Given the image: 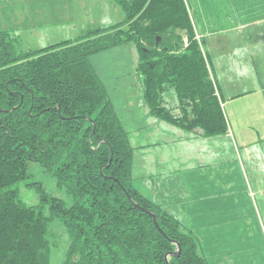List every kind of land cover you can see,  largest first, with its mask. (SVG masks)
Returning a JSON list of instances; mask_svg holds the SVG:
<instances>
[{"label": "trees", "instance_id": "trees-1", "mask_svg": "<svg viewBox=\"0 0 264 264\" xmlns=\"http://www.w3.org/2000/svg\"><path fill=\"white\" fill-rule=\"evenodd\" d=\"M115 1L124 21L74 44L25 54L0 32V264H48L47 228L54 218L71 238L63 264H167L173 242L181 254L168 264H207L192 236L133 189V150L88 58L138 46L137 71L151 113L206 137L226 132L213 84L183 0ZM164 89L186 108L181 117L161 108ZM29 163L52 175L72 198L70 207L39 188L40 206L21 202L11 187L26 178ZM128 196L156 215L157 226Z\"/></svg>", "mask_w": 264, "mask_h": 264}, {"label": "crops", "instance_id": "crops-1", "mask_svg": "<svg viewBox=\"0 0 264 264\" xmlns=\"http://www.w3.org/2000/svg\"><path fill=\"white\" fill-rule=\"evenodd\" d=\"M43 2L46 8L39 9L35 0H0V32L8 33L14 46L32 37L55 42L61 31L37 38L25 29L54 27L72 8L104 11L93 21L97 28L123 19L113 0ZM191 2L193 29L227 132L212 137L188 132L153 118L146 108L145 125L134 131L130 143L132 184L191 232L196 253L208 264H257L259 243L264 246L257 219H264V0ZM249 220H255L253 228Z\"/></svg>", "mask_w": 264, "mask_h": 264}, {"label": "rangeland", "instance_id": "rangeland-1", "mask_svg": "<svg viewBox=\"0 0 264 264\" xmlns=\"http://www.w3.org/2000/svg\"><path fill=\"white\" fill-rule=\"evenodd\" d=\"M185 4L190 14L191 0H185ZM43 6V0H35L36 8H46V6ZM103 12L72 8L71 12L65 14V20L54 27L45 28L44 25H40L35 29H25L33 34H38L37 38H41V34L44 35L48 32H56L57 35H61V31V38H55V42L47 44L45 42L42 43L43 40L32 37L27 39V41H23L19 47L21 50H35L53 46L63 41H72L85 35L87 31L97 28L93 21H95L94 19L97 16L103 15ZM240 17L242 18V14H240ZM40 18L44 19L45 14L41 13ZM27 21L31 24L30 15L27 16ZM135 59L134 50L130 47H119L89 57L90 63L92 62L99 71V78L104 85L116 115H118L119 121L122 123L123 130L126 132L128 139L130 137V143L135 135L134 131L138 129L139 125H145V118L148 117L142 91L136 77ZM166 100L170 103L167 111L175 117H181L182 110L186 108H183L179 103L176 104L173 95H170ZM27 175L24 180L13 186L23 203L29 206H40L42 202L41 196L35 190L36 184H39L48 196L62 200L66 207L72 205L73 200L65 192L64 188L58 187L55 180L49 174H45L38 164H28ZM249 197L253 198V194H250V192ZM44 213L45 215L49 214L48 204H44ZM257 219L259 224H263L264 228V219L260 220L258 217ZM247 225L253 228L255 220H249ZM47 231L46 238L49 244L48 264H63L66 251L70 245V237L67 230L58 219L54 218L49 222ZM258 252L257 264H264V246L261 243H259Z\"/></svg>", "mask_w": 264, "mask_h": 264}, {"label": "water", "instance_id": "water-1", "mask_svg": "<svg viewBox=\"0 0 264 264\" xmlns=\"http://www.w3.org/2000/svg\"><path fill=\"white\" fill-rule=\"evenodd\" d=\"M128 201L130 202L131 206L133 208H135L136 210H138V211H140L142 213L150 214L149 211L139 207L136 203H134L133 200L130 197H128ZM152 218H153L154 225L157 226L156 225V217L154 215H152ZM175 244H176V247H177V252L173 253L172 256L177 258L180 255V247H179V245L177 243H175Z\"/></svg>", "mask_w": 264, "mask_h": 264}, {"label": "bare ground", "instance_id": "bare-ground-1", "mask_svg": "<svg viewBox=\"0 0 264 264\" xmlns=\"http://www.w3.org/2000/svg\"><path fill=\"white\" fill-rule=\"evenodd\" d=\"M38 116V115H37ZM48 117V116H47Z\"/></svg>", "mask_w": 264, "mask_h": 264}]
</instances>
